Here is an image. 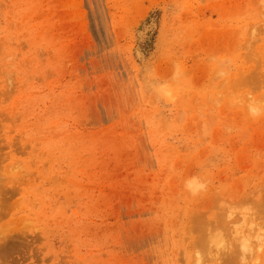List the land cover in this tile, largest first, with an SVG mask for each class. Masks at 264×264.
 Wrapping results in <instances>:
<instances>
[{
    "label": "rangeland",
    "instance_id": "rangeland-1",
    "mask_svg": "<svg viewBox=\"0 0 264 264\" xmlns=\"http://www.w3.org/2000/svg\"><path fill=\"white\" fill-rule=\"evenodd\" d=\"M239 233L264 0H0V264H223Z\"/></svg>",
    "mask_w": 264,
    "mask_h": 264
},
{
    "label": "bare ground",
    "instance_id": "bare-ground-1",
    "mask_svg": "<svg viewBox=\"0 0 264 264\" xmlns=\"http://www.w3.org/2000/svg\"><path fill=\"white\" fill-rule=\"evenodd\" d=\"M230 214V213H229ZM230 216V215H229ZM204 223V222H203ZM203 225V224H202ZM250 233V232H249ZM256 233V232H255ZM242 235H240V233L239 234H237V236H239L238 238H237V240H235V246H234V250H237L238 252L236 253V254H233V250H232V253L231 254H225V253H223L222 255L224 256V254H225V257H226V262H225V260H224V263H226V264H247V259H254V262L255 261H258L259 262V259L261 258V255L259 256V250H260V248L263 246V244H264V238H261L260 237V239H258V241H257V248L256 249H254L253 248V246H252V244L250 243V238H251V236H250V238H248L249 236L247 235V237L244 235V237H243V233H241ZM259 235L260 236V234L259 233H256L255 235ZM263 235V234H262ZM261 235V236H262ZM214 235H211V234H209L208 236H207V239H212V240H214V237H213ZM213 237V238H212ZM219 237V236H218ZM257 237V236H256ZM262 237H264V236H262ZM216 239H217V237H216ZM253 239V238H252ZM219 241H217V242H215L214 241V244L216 243V247H221L222 246V238H220V239H218ZM255 240V239H254ZM251 242H252V240H251ZM213 243V242H212ZM255 243V242H254ZM208 244V243H207ZM8 245V244H7ZM6 245V246H7ZM10 245V244H9ZM4 249H5V247L4 246H2ZM227 247H228V245H227ZM233 247V246H232ZM3 248H1V249H3ZM215 248V247H214ZM221 248H224V247H221ZM224 249H227L226 248V245H225V248ZM224 249H223V252H225L224 251ZM229 249V248H228ZM227 249V250H228ZM216 250V249H215ZM220 251V250H219ZM218 251V252H219ZM222 251V250H221ZM235 253V252H234ZM217 254V253H216ZM215 254V256H217ZM219 255V254H218ZM221 254L219 255L220 257L222 256ZM228 255V256H227ZM248 256V257H247ZM264 256V255H263ZM223 258V257H222ZM221 258V259H222ZM264 258V257H263ZM213 259H215V258H213ZM218 258H216V261H218L217 260ZM223 259H225V258H223ZM219 260H220V258H219ZM211 261V260H210ZM213 261V260H212ZM215 261V260H214ZM198 262V261H197ZM203 262H204V260H203ZM221 262V261H220ZM219 262V263H220ZM223 263V264H224ZM216 264V263H215ZM260 264H264V260H261V263Z\"/></svg>",
    "mask_w": 264,
    "mask_h": 264
}]
</instances>
